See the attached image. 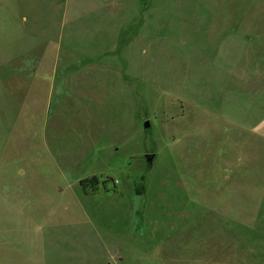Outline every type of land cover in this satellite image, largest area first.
Returning a JSON list of instances; mask_svg holds the SVG:
<instances>
[{
    "label": "rangeland",
    "instance_id": "obj_1",
    "mask_svg": "<svg viewBox=\"0 0 264 264\" xmlns=\"http://www.w3.org/2000/svg\"><path fill=\"white\" fill-rule=\"evenodd\" d=\"M68 1L0 0V264H264V0Z\"/></svg>",
    "mask_w": 264,
    "mask_h": 264
},
{
    "label": "crops",
    "instance_id": "obj_2",
    "mask_svg": "<svg viewBox=\"0 0 264 264\" xmlns=\"http://www.w3.org/2000/svg\"><path fill=\"white\" fill-rule=\"evenodd\" d=\"M120 2L121 0H111V1L103 0L102 5L103 6H106V5L115 6V5H120ZM94 5L97 6L98 5L97 2ZM66 7H67L68 13L70 14L79 13L80 11L81 13L84 12L83 10L78 11V9L83 7L82 1L70 0L68 1ZM104 20L107 21L108 19L105 18ZM107 34H114V33L109 32ZM27 86L29 87V89L26 92V96H27L26 101L33 99L31 100L33 105H30V106L34 108V111L28 114L27 117H33V119H36L38 126L36 127L33 126L30 128V130H27V128L26 130H17L18 131L17 133L18 135H20L22 134L21 131H25L24 132L25 136L29 134L33 136L32 138H34L35 136L40 135V136H37L38 139H40L41 136H43L46 139V127L45 125L41 127L39 124H41L40 120L42 118L45 119L48 116L47 114L48 108H49L48 105L53 95L52 88L54 86V82L51 79H47V78L45 79L32 78L28 80ZM42 86L45 87L44 90L40 89L42 88ZM21 112L18 113L16 116L14 115V117L17 119L24 117L25 115ZM34 128L37 129L36 132L34 131ZM75 241H78L77 245H75L76 244ZM78 243H79V240L77 239H70L68 244H66L65 242L61 243L60 239H49L48 241H46V243L42 242V244L40 243L37 244V242L36 243L34 242L33 243L34 247H37V245L39 247L43 246L41 253H40V260H37V258L35 257L34 264H68V263H71V264H95V263L100 264L102 262L101 260L100 262L97 261L95 257L86 256L85 252H82V254H78V255L75 254L73 248L79 247Z\"/></svg>",
    "mask_w": 264,
    "mask_h": 264
},
{
    "label": "trees",
    "instance_id": "obj_3",
    "mask_svg": "<svg viewBox=\"0 0 264 264\" xmlns=\"http://www.w3.org/2000/svg\"><path fill=\"white\" fill-rule=\"evenodd\" d=\"M87 183V184H85ZM81 187L89 186V187H95L97 185V178L96 176H92L90 178H86L83 180H80Z\"/></svg>",
    "mask_w": 264,
    "mask_h": 264
},
{
    "label": "water",
    "instance_id": "obj_4",
    "mask_svg": "<svg viewBox=\"0 0 264 264\" xmlns=\"http://www.w3.org/2000/svg\"><path fill=\"white\" fill-rule=\"evenodd\" d=\"M149 125H150L149 120H145V121L143 122V128H148ZM144 157H145V159H146L147 162L151 163L152 160H153V158L155 157V154H154V153H145V154H144ZM107 264H113V263L108 262Z\"/></svg>",
    "mask_w": 264,
    "mask_h": 264
}]
</instances>
